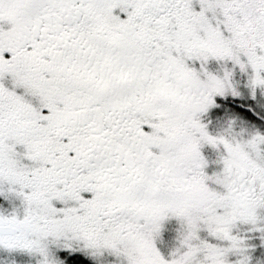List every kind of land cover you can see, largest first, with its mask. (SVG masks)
Instances as JSON below:
<instances>
[{
  "label": "snow or ice",
  "instance_id": "obj_1",
  "mask_svg": "<svg viewBox=\"0 0 264 264\" xmlns=\"http://www.w3.org/2000/svg\"><path fill=\"white\" fill-rule=\"evenodd\" d=\"M0 264H264V0H0Z\"/></svg>",
  "mask_w": 264,
  "mask_h": 264
}]
</instances>
